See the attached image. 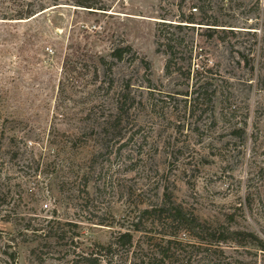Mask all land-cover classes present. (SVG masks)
I'll use <instances>...</instances> for the list:
<instances>
[{
	"label": "rangeland",
	"instance_id": "374dc122",
	"mask_svg": "<svg viewBox=\"0 0 264 264\" xmlns=\"http://www.w3.org/2000/svg\"><path fill=\"white\" fill-rule=\"evenodd\" d=\"M99 1L0 0V264H264V0Z\"/></svg>",
	"mask_w": 264,
	"mask_h": 264
},
{
	"label": "trees",
	"instance_id": "16d2710c",
	"mask_svg": "<svg viewBox=\"0 0 264 264\" xmlns=\"http://www.w3.org/2000/svg\"><path fill=\"white\" fill-rule=\"evenodd\" d=\"M181 2L183 0H180ZM51 2L53 3L52 6L53 7H59V5H61V2H65V3H69V5H72L74 7H78L84 10H88V11H104V8L101 5V2L99 0H51ZM182 3H180L179 6L182 7L181 5ZM64 5H68V4H64ZM46 8L43 9V7H40L39 10H33V9H25V11L23 12H19L16 13L13 16V19H6V18H2L1 20H17V21H22V20H28L31 19L32 17H34L38 12H42L44 11ZM193 12L196 13L199 11V15L202 16V21L201 23H196L195 17L194 15L191 13L190 15L187 16L186 19L181 17V21L179 22L180 24L178 25H173V24H166L168 25L169 28H175L177 30H182V29H186V28H194L191 27V25H202V26H206L208 30V32H214L216 30L217 27H220L218 25L217 20H207V21H203L206 20L205 16L208 12V6L205 4V2L203 0H199V5H195L193 7ZM164 24V23H163ZM175 26V27H174ZM166 44L165 46V53L166 54H170L172 55V39H166ZM176 45H179L180 42L174 43ZM131 50L130 47H126L125 51H129ZM113 58H121V55L119 54V51H113L110 55ZM196 99H203V94L200 93V90L197 91L196 93ZM177 213V212H176ZM231 235H239V236H248L250 238H252V240L255 243V246H257L259 248V251L264 252V244L263 242L256 236L252 235V234H243V233H236V232H232ZM211 236V235H209ZM220 238V237H219ZM222 239L220 240H224L223 237H221ZM119 245H124L127 244L128 247L131 245L132 242V237L131 235H129V233H124L122 235L119 236ZM240 244V243H238ZM163 258V257H162Z\"/></svg>",
	"mask_w": 264,
	"mask_h": 264
}]
</instances>
